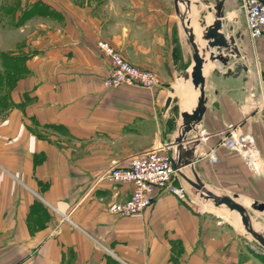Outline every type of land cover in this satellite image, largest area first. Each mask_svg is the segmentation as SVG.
<instances>
[{
  "label": "crops",
  "instance_id": "obj_1",
  "mask_svg": "<svg viewBox=\"0 0 264 264\" xmlns=\"http://www.w3.org/2000/svg\"><path fill=\"white\" fill-rule=\"evenodd\" d=\"M185 1L206 109L200 137L182 145L191 162L182 171L262 211L264 177L219 142L230 127L252 134L264 170V112L252 96L264 36L252 42L244 30L234 42L228 0ZM98 40L153 71L158 85L104 87L110 63ZM10 57L19 60L8 67ZM192 66L173 0H0V264H264L239 214L199 203L180 177L183 195L158 190L130 216L108 210L132 190L108 170L174 140L182 113L196 108ZM8 69L21 71L8 78ZM212 148L215 162L204 156ZM254 221L264 227V217Z\"/></svg>",
  "mask_w": 264,
  "mask_h": 264
},
{
  "label": "built area",
  "instance_id": "obj_2",
  "mask_svg": "<svg viewBox=\"0 0 264 264\" xmlns=\"http://www.w3.org/2000/svg\"><path fill=\"white\" fill-rule=\"evenodd\" d=\"M239 6L249 38L252 42L259 40L264 36V0H240ZM97 47L110 63L108 75L103 80L104 87L113 88L126 84L153 88L158 85L157 76L153 71L133 65L109 42L98 40ZM252 96L256 99L255 108L264 112V71L259 77L257 92L252 93ZM219 145L239 154L254 172L264 177L262 158L252 134L240 133L236 127H230ZM173 147L172 140L164 143L161 149L131 156L122 164L112 166L108 170L107 176L110 180L132 186L127 199L109 205L111 214L130 216L143 211L154 203L158 190L183 195L184 189L174 184L179 175L175 166L177 154ZM204 156L212 162L218 160L216 148L210 149Z\"/></svg>",
  "mask_w": 264,
  "mask_h": 264
},
{
  "label": "water",
  "instance_id": "obj_3",
  "mask_svg": "<svg viewBox=\"0 0 264 264\" xmlns=\"http://www.w3.org/2000/svg\"><path fill=\"white\" fill-rule=\"evenodd\" d=\"M175 12L178 17L180 28L185 37V40L191 51L193 66L191 70L192 83L199 90V96L197 106L193 110L192 114L188 112L182 113L183 123L179 134L174 138V152L177 154V160L175 163L178 169V175L180 179L194 187L193 198L201 204L208 205L210 208H223L235 210L239 216L241 223L245 231L250 234L258 243V245L264 249V235L258 231L257 224H253L251 217L246 212L245 208L236 202L233 198L227 196H220L208 188L204 187L200 180L195 179L194 181L182 171V167L190 164L187 163V159L181 156L182 145L185 142L192 143L200 136L198 134L199 125L201 123L202 116L205 112L206 96L204 94V76H203V58L200 55L199 49L194 41V35L192 28H190L189 22L186 19V15L183 9V0H173ZM171 97L168 96L165 101V108L170 104ZM190 132L189 136L188 133ZM193 169V166H192Z\"/></svg>",
  "mask_w": 264,
  "mask_h": 264
},
{
  "label": "rangeland",
  "instance_id": "obj_4",
  "mask_svg": "<svg viewBox=\"0 0 264 264\" xmlns=\"http://www.w3.org/2000/svg\"><path fill=\"white\" fill-rule=\"evenodd\" d=\"M230 1V2H229ZM228 2L231 4V9L229 10V18H227V20L225 21L226 23V27L228 30L233 31V40L234 42L240 39V36H242L244 30L245 29V25H244V16L242 14V11L240 10V6H239V2L237 0H228ZM184 8L187 7V3L184 0ZM8 10H6V15L5 17H9V20H16L18 14L16 12V9H11L10 7L7 8ZM14 14V15H12ZM216 23H218V20H216ZM215 24V23H214ZM216 29V28H215ZM259 204L258 202H252V204H250V206H248V209H246V212L249 214V216L251 217V220L253 222V224H257L256 221L254 220H258V219H262L264 217V210L260 211L259 210ZM248 210V211H247ZM250 211V213H249ZM253 216V217H252ZM258 231L261 232L264 235V227L262 226H258L257 227ZM247 237L250 239L249 243L250 246L256 250L257 252H259L260 254H263L264 257V249H262L257 241L246 232Z\"/></svg>",
  "mask_w": 264,
  "mask_h": 264
},
{
  "label": "trees",
  "instance_id": "obj_5",
  "mask_svg": "<svg viewBox=\"0 0 264 264\" xmlns=\"http://www.w3.org/2000/svg\"><path fill=\"white\" fill-rule=\"evenodd\" d=\"M4 60H7V66L8 67H10L11 66V64L14 62V63H16L18 60H19V58H15V59H13V58H5ZM13 63V64H14ZM21 70L20 69H14V70H11V69H8V72H7V74H8V78H11L12 77V75L13 74H15V73H19ZM2 81V80H1ZM1 81H0V85H1Z\"/></svg>",
  "mask_w": 264,
  "mask_h": 264
},
{
  "label": "bare ground",
  "instance_id": "obj_6",
  "mask_svg": "<svg viewBox=\"0 0 264 264\" xmlns=\"http://www.w3.org/2000/svg\"><path fill=\"white\" fill-rule=\"evenodd\" d=\"M193 35H194V32H193ZM194 41H195V37H194ZM196 43V42H195ZM197 45V44H196ZM197 47H198V45H197ZM198 49H199V47H198ZM242 199H244V198H242ZM245 199H247V198H245ZM248 201V199L247 200H245L244 202H247Z\"/></svg>",
  "mask_w": 264,
  "mask_h": 264
}]
</instances>
